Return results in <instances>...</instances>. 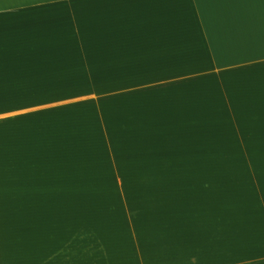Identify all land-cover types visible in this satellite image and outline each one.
I'll return each mask as SVG.
<instances>
[{
	"label": "crops",
	"instance_id": "crops-1",
	"mask_svg": "<svg viewBox=\"0 0 264 264\" xmlns=\"http://www.w3.org/2000/svg\"><path fill=\"white\" fill-rule=\"evenodd\" d=\"M257 144L264 0H0V264H264V161L197 165ZM113 146L168 175L136 205L153 226L80 247L74 191Z\"/></svg>",
	"mask_w": 264,
	"mask_h": 264
},
{
	"label": "rangeland",
	"instance_id": "rangeland-1",
	"mask_svg": "<svg viewBox=\"0 0 264 264\" xmlns=\"http://www.w3.org/2000/svg\"><path fill=\"white\" fill-rule=\"evenodd\" d=\"M116 150L117 149L113 146V156L108 160L109 165L107 163L105 175L103 174V160H90V165L85 167L90 166V169L95 168L94 171L96 174L81 175L79 190L74 191L79 192L80 195L79 197H75L76 199L74 200L76 204H79L73 208L79 216L77 221L81 237L80 247L102 245L104 233L108 243V245L106 243V246H108V248H118L125 244L135 246V231H144L145 228L143 224L145 223V225H148L146 230H151L153 226L152 222H147V220H150L149 218H145L142 222L139 220L136 216V205L141 206L143 210H146L149 216H151V202L152 195L154 194L151 190L152 185L164 182V180H167L168 175L148 174L146 172L147 170L140 167L139 165L143 166V161H145V153H142L143 158L137 161L135 152L128 151L127 153H122L120 158ZM248 150L252 151V154H254V156L249 159H203L199 161L201 164L197 165L206 167L220 166L229 168V171L234 170L238 172L243 171L244 169L242 168H253L256 169V176L262 179L264 161L262 157V145L257 144L256 146L249 147ZM256 154H259V157H256ZM154 162L156 166L163 165L161 160H155ZM170 162L175 161H169L168 163ZM187 162H189L187 163L188 166H196L191 164V160ZM138 163L140 164L138 165ZM120 171L123 173H120ZM206 177L215 178L216 176L209 174ZM1 178H6V176H1ZM104 184L105 189L103 188ZM146 188H149V191L145 190ZM27 198V195L16 196L13 191L9 192L5 190V186L1 183V203L12 199L25 200ZM136 202H138V204H136ZM15 209L24 210L22 207L1 206V213H8ZM46 211L48 214H55L53 208H47ZM119 234L121 237H119ZM83 257H85L86 260L89 259L87 255H81V258ZM90 257L104 258V255H93ZM115 258L120 260L123 259L121 256H115Z\"/></svg>",
	"mask_w": 264,
	"mask_h": 264
}]
</instances>
